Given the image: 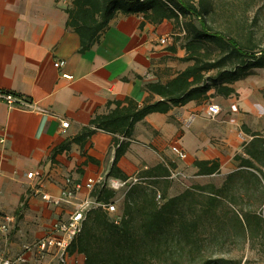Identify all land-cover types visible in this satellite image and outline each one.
Returning a JSON list of instances; mask_svg holds the SVG:
<instances>
[{"label":"crops","instance_id":"0c3cea01","mask_svg":"<svg viewBox=\"0 0 264 264\" xmlns=\"http://www.w3.org/2000/svg\"><path fill=\"white\" fill-rule=\"evenodd\" d=\"M70 4L71 0H0V92L27 97L48 112L11 109L0 100V215L16 213L26 200L24 229H31L35 239L45 236L52 222L68 209L50 206L41 195H58L68 175L84 181L107 177L115 156L113 136L103 132L84 150L98 161L96 165L85 164L87 157L76 145L55 162L51 152L76 136L95 115L107 113L109 101L132 98L143 105L150 97L147 84L166 83L188 66L177 60L185 53L162 51L155 45L170 27L146 24L140 30L141 16H118L100 42L81 53L80 37L67 28ZM58 61H65L60 70L55 67ZM63 74L73 78L67 80ZM250 78L232 86L239 100L229 102L243 113L238 119L213 123L207 119L205 103L195 102L168 114L147 116L135 126L119 168L132 178L158 165H174L173 173L188 184L219 178L217 187H222L230 174L239 171L234 157L251 140L243 126L264 137V102ZM246 82L247 86L238 84ZM62 121L69 122L68 129H62ZM173 146L185 150L188 158L179 159ZM213 160L219 161L220 173L198 176L195 161ZM38 170L47 173L42 189L27 179L28 173Z\"/></svg>","mask_w":264,"mask_h":264},{"label":"trees","instance_id":"16d2710c","mask_svg":"<svg viewBox=\"0 0 264 264\" xmlns=\"http://www.w3.org/2000/svg\"><path fill=\"white\" fill-rule=\"evenodd\" d=\"M208 5L205 0H201L198 6L188 0H71L66 9L67 28L80 37L81 53L98 44L118 16H141L140 30L146 24L158 27L166 22H174L181 28L186 54L177 60L188 66L166 83L147 84L150 97L143 105L132 98L109 101L106 104L107 113L95 115L76 136L67 138L51 152L52 162L58 155L69 153L76 145L87 157L85 164H98L84 150L97 133L103 132L113 136L111 145L115 150L107 177L127 181L130 177L118 165L129 151L133 130L139 122L151 114H168L191 102L204 104L214 96L225 99L238 96L232 86L254 75L255 70H264V49L256 44L253 37L241 39L212 29L206 20ZM169 51L177 53L176 46L170 47ZM156 97L159 100H155ZM243 129L251 140L244 145L243 152L234 157L239 171L230 174L222 187L195 185L168 199V186L161 194L158 186L163 182L170 185L169 178L175 166L158 165L141 171L138 177L148 180L136 183L125 194L121 223H113L105 211L90 212L81 233L70 247V253L83 256L85 264H163L159 261L162 255L168 257L163 241L167 240L166 227L171 221L178 222L177 237L194 245L205 219L217 216L221 205L236 207L237 187L247 186L259 193L261 201L264 196V137L245 126ZM194 165L198 176L220 173L218 160L195 161ZM115 195L106 187H98L92 193V196L105 202L113 201ZM158 195H161L160 203ZM196 208L198 212L191 220H186L185 214L189 211L194 213ZM234 213L240 223H245L251 237L255 235L264 240V218L256 211H245L241 217L238 212ZM139 233L143 234L141 242ZM223 262L204 259L200 264Z\"/></svg>","mask_w":264,"mask_h":264},{"label":"rangeland","instance_id":"374dc122","mask_svg":"<svg viewBox=\"0 0 264 264\" xmlns=\"http://www.w3.org/2000/svg\"><path fill=\"white\" fill-rule=\"evenodd\" d=\"M198 6L201 0H188ZM208 1L209 14L206 16L210 27L214 30L232 35L237 38L245 39L253 37L256 44L264 49V0H205ZM198 25V22H196ZM166 28L170 27L166 37H169L171 44L167 47H162L159 44L160 36L155 45L161 48L162 51H168L170 47L176 46L177 51L185 53L184 33L174 22H166ZM264 72L254 73L250 76L252 84L256 87L258 96L264 102ZM249 78V77H248ZM247 78V79H248ZM245 79V80H247ZM244 81V80H243ZM242 81V82H243ZM240 82V83H242ZM246 86L249 84H240ZM247 88V87H246ZM238 95V94H237ZM229 99L239 100V95L228 99L221 96H214L204 105L206 108L210 104H215L220 107L221 113L213 118L207 114V119L215 122H225L231 118L238 119L239 114H243L239 107L237 111L233 109V105ZM252 103H256L255 97L251 98ZM237 105V103L235 102ZM256 106V105H254ZM235 115V117H233ZM219 119V121H218ZM217 127H212V131H216ZM235 130L240 131L239 127ZM207 182V183H206ZM206 183V184H205ZM215 186L220 185V179L204 180L201 184ZM239 184V182L237 183ZM196 184H188L185 180H170V185L163 182L158 186L160 194L167 186L168 199L184 193ZM249 187V185H248ZM196 192V191H195ZM237 195L236 207L231 208L221 205L217 212V216H211L202 222L198 236L195 238V244H188L184 239L177 237L179 233V225L176 221H171L170 226L166 227L167 240L163 241V248L167 249V256L162 255L160 258L163 264H200L204 259L224 260L221 264H264V240L258 236H250L246 231L245 223L238 220V216L234 211L238 212L239 217L245 211H256L258 215L264 218V196L259 201V193H256L247 186L235 190ZM199 195V194H198ZM125 198V192H118L113 201H117L119 215H123L122 204ZM197 199H203L197 196ZM160 203V202H159ZM27 201L22 200L16 213L8 214L15 218V224L12 226L7 237L0 234V241L5 238L7 244H0V255L14 256L19 252V249L24 244L31 243L35 240L32 230L24 229L26 221V211L28 210ZM233 209V211H232ZM185 214L186 220H191L198 208ZM7 215H0L1 220ZM58 218V217H57ZM56 218V219H57ZM116 216L110 218L113 222ZM30 219V218H29ZM49 226L51 228L53 223ZM240 219V218H239ZM116 220V219H115ZM47 230V231H48ZM143 240V234L139 233V241ZM180 240V242H179ZM157 263V262H156Z\"/></svg>","mask_w":264,"mask_h":264},{"label":"built area","instance_id":"2783aa9c","mask_svg":"<svg viewBox=\"0 0 264 264\" xmlns=\"http://www.w3.org/2000/svg\"><path fill=\"white\" fill-rule=\"evenodd\" d=\"M159 44L167 47L171 44L169 37H161ZM65 66V61L55 63L57 69ZM63 78L71 80L73 77L63 74ZM0 100L11 109H17L24 112L48 113L37 107L35 103L27 97L16 95L9 92H0ZM221 113L220 107L210 104L207 107V114L210 117H217ZM193 118H191L192 120ZM63 130L69 128L68 121H62ZM4 143V140L1 141ZM172 152L181 160H186L188 154L179 146H173ZM139 174V173H138ZM138 174L127 181L99 176L89 177L85 181L72 175L65 177L63 187L60 193L52 196L49 193H43L41 199L55 208L67 207L64 214L56 219L51 228L46 232L45 236L35 239L31 243L24 244L20 251L14 256L0 255V264H85V258L77 253L71 254L70 247L81 233L83 223L87 215L95 210L105 211L110 218L116 216L113 223L120 224L122 216L119 215L117 201L105 202L92 196V193L98 187H106L108 190L118 193L128 190L140 181H146V178H139ZM27 179L36 183L38 189L44 188L47 173L44 171H33L27 174ZM181 179L180 174L173 173L169 180ZM84 193V197H79ZM157 201L161 202V195L157 196ZM15 224V218L9 215L5 216L0 222V234L7 237L12 226ZM1 239V238H0ZM7 244L5 238L0 244Z\"/></svg>","mask_w":264,"mask_h":264}]
</instances>
